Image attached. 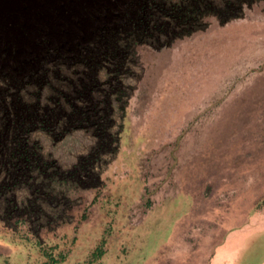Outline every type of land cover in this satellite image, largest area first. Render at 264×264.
I'll return each instance as SVG.
<instances>
[{
  "label": "rangeland",
  "instance_id": "374dc122",
  "mask_svg": "<svg viewBox=\"0 0 264 264\" xmlns=\"http://www.w3.org/2000/svg\"><path fill=\"white\" fill-rule=\"evenodd\" d=\"M125 1L78 7L74 17L92 21L81 44L114 24ZM203 22L184 36L138 38L97 66H23L0 41V69L24 77L47 70L46 81L28 77L24 93L34 86L42 111L55 114L52 126L29 133L35 156L23 176L0 166V264H53L48 256L72 247L77 256L102 239L116 240V259L102 264L128 263L121 256L129 250L151 254L156 241L174 252L170 264H264V0L224 23L212 15ZM84 116H101L104 126ZM3 139L0 131L1 157Z\"/></svg>",
  "mask_w": 264,
  "mask_h": 264
},
{
  "label": "trees",
  "instance_id": "16d2710c",
  "mask_svg": "<svg viewBox=\"0 0 264 264\" xmlns=\"http://www.w3.org/2000/svg\"><path fill=\"white\" fill-rule=\"evenodd\" d=\"M252 1L126 0L124 8L119 12L118 19L114 24L99 31V35L94 42L80 48L77 55L80 59L79 63L86 66L92 59L96 58H103L106 61L111 58L115 59L120 53L125 52L134 40L136 41L146 35L149 36L164 31L171 32L173 37L188 35L193 31L203 29L205 27L203 19L208 15L215 16L219 23H224L237 17V11H240L242 5H249ZM134 5L135 7H133ZM115 14L116 12H114ZM61 57V59H66L67 56L63 55ZM46 74L47 70L45 68L40 73L31 72L29 76L25 77L14 68L0 69V131L4 137L1 144L4 153L2 157L0 156V166H7L8 171H12L13 174L21 172L23 176L25 168H29L31 165V158L35 156L30 148L32 144H29L28 141L31 130L35 127L52 126L54 124L53 116L55 114L53 109L49 110L50 113L52 112L51 114L45 113L37 102L38 90L31 85L28 88V93H24L27 92L26 87L29 85L26 80L28 77L36 83L41 80L46 81ZM47 85H49L48 82ZM83 88L78 86L75 93L79 96L82 95ZM64 92L65 89L63 90V88L51 89V94L56 97L57 101L65 99ZM82 120L93 123L95 126H104L100 121L101 116L97 117L96 120L90 116H84ZM33 161L35 160L33 159ZM86 168L83 165L79 169L80 173L86 171ZM19 178L20 175H17L13 178V181ZM76 240H73V243H76ZM115 241L114 239L109 241L110 246H108L109 243H104L102 239L89 251L87 247L84 248V251L77 256L72 253L74 252L72 247L71 250L73 251L70 254L74 257L73 263H67L70 254H58L57 259L48 256V259L50 258L53 264H90L92 261L102 264V262H99L101 258L111 257L116 259L114 254L116 251L113 247ZM102 247L104 248L102 249ZM126 253L124 252L121 256V258H127V261L129 259L128 263L125 264H134L141 260L137 257L136 252H130L129 250ZM79 257L80 261L78 260Z\"/></svg>",
  "mask_w": 264,
  "mask_h": 264
},
{
  "label": "flooded vegetation",
  "instance_id": "af4514ba",
  "mask_svg": "<svg viewBox=\"0 0 264 264\" xmlns=\"http://www.w3.org/2000/svg\"><path fill=\"white\" fill-rule=\"evenodd\" d=\"M92 1L94 0H69L67 8H56L53 0H14L11 6L0 7V41L5 40L3 45H7L8 51L17 50L22 61L20 65L23 66H44L43 62L50 59L75 60L79 63L77 55L80 48L92 43L80 42L90 32L92 21L86 17L75 18L74 14L78 13V7L89 5ZM9 9H15L19 14L3 19L1 14ZM107 27L92 31L93 39ZM70 53L74 54L73 57L69 56ZM63 55L67 56L66 59H61ZM97 62L98 60L92 59L86 66H97Z\"/></svg>",
  "mask_w": 264,
  "mask_h": 264
},
{
  "label": "crops",
  "instance_id": "0c3cea01",
  "mask_svg": "<svg viewBox=\"0 0 264 264\" xmlns=\"http://www.w3.org/2000/svg\"><path fill=\"white\" fill-rule=\"evenodd\" d=\"M158 246H159V244L157 243V245L154 247V250L152 251L151 254L137 256L141 260L138 261L137 263H134V264H170V263H168L165 260H167L170 255H173L174 252H172V251H170V252H168V251L167 252L166 251L163 252L162 251L161 252V251L158 250ZM223 247H225V246H221L220 247L221 250H223ZM224 252H226V253L228 252L227 247H225ZM220 253H223V252L220 251ZM226 258H227V256L223 255V256L220 257V260H223V259L227 260ZM233 259L234 258H232V256L230 255V262L233 263L234 262ZM171 264H184V262L179 263V262L176 261V262H173Z\"/></svg>",
  "mask_w": 264,
  "mask_h": 264
}]
</instances>
